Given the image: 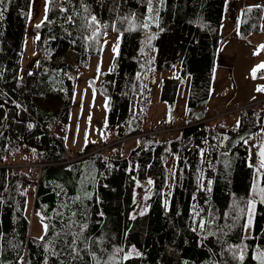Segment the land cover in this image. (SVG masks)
<instances>
[{"label":"trees","instance_id":"16d2710c","mask_svg":"<svg viewBox=\"0 0 264 264\" xmlns=\"http://www.w3.org/2000/svg\"><path fill=\"white\" fill-rule=\"evenodd\" d=\"M227 1L47 0L45 17L30 27L37 57L20 74L31 0L0 5V164L43 163L36 180L0 165V264H259L264 203L253 197L264 182V105L238 110L236 127L227 118L205 119ZM256 6L241 8L239 38L259 32L264 9ZM112 31L120 34L118 51L109 69H95L97 77L89 79L97 100L106 97L101 139L84 141L68 161L76 72L100 55L103 34ZM156 70L170 73L156 98L166 104L161 123L180 125L166 140L146 132L157 124L149 115ZM255 70L261 76L264 66ZM186 78L180 120L177 92ZM247 127L258 128L247 137L255 165L245 140L225 145L227 131ZM145 177L151 181L146 210L131 218L137 180ZM29 191L31 217L48 225L38 237L30 234ZM235 246L243 260L239 252L233 258Z\"/></svg>","mask_w":264,"mask_h":264},{"label":"rangeland","instance_id":"374dc122","mask_svg":"<svg viewBox=\"0 0 264 264\" xmlns=\"http://www.w3.org/2000/svg\"><path fill=\"white\" fill-rule=\"evenodd\" d=\"M238 1L239 0H232L231 2L234 4H238ZM249 1L250 2L248 3H251L252 5H264V0H249ZM46 3H47V0H31V3L29 5L30 9H29L27 20H26L24 41H23V46L21 49V57H24L22 58L21 67L25 65L26 68L29 69L33 64V61L37 57V51L34 48V41H35L36 35L33 32H31L30 27L32 24L39 23L41 18L45 15ZM234 17H235V14H233L231 17L229 14V11L226 10L224 12V17L221 23V27L223 26V24L225 25V23L231 24V20L234 19ZM220 33H221V43L219 46V51L221 52L225 51L228 53V55H231L235 58V64L233 65L232 70H231L232 82L231 84L228 83L227 81L229 77L225 76L226 77L225 82L222 85V87H226L223 90V93L227 92L226 96L230 98L229 104H232V106L235 104L251 106L249 105L250 103H254L256 100L261 101L263 97L262 94L260 97H258V99H255V100L253 99L254 101L251 100L255 95L259 96V93L262 91L261 89H263V85H264L263 76H259L260 74L254 76V74L250 73L253 70L252 67L256 68L254 66L255 61H251L252 52L251 51L249 52L248 59H244L243 55L241 54V52L243 51L242 49L243 44L234 43L232 41L233 35H231L230 32L225 33L223 29H221ZM119 43H120L119 32H115V31L105 32L103 34V44H102L100 55L97 57L96 56L91 57V64L88 65L87 68L77 70V72H84L83 74L87 76V80L85 81L87 85L86 89L90 87L89 86V79L91 78V75L89 74L90 72H95L94 77H97L95 69L96 70L98 69L101 71H105L109 69L111 61L114 55L118 51ZM114 48L116 49L115 51L113 50ZM28 58L30 60H28ZM93 64L95 65V67ZM227 65H229V63H227ZM176 68H178V66ZM176 68L172 72L174 76L176 75L175 73L178 74V72H175ZM169 74H170L169 72H161L160 70H156V71H153L154 78L151 77L149 79V82L153 89L152 106L150 108L149 115L152 116V119L150 120L153 121L154 123L162 122L161 119L164 117V114H165L166 104L162 101L156 100V98L158 96L159 86H160L162 77L165 75H169ZM187 87H188V78L187 80H184L183 83L179 86L180 97L177 101V107H178L177 115L179 116L180 120L183 117L185 91L187 92ZM90 91L92 94V90ZM73 92H74V89H73ZM212 95H213V89H212ZM97 97L98 96H96L95 93L91 95V99L90 101H88L89 110L85 113L84 119H82L81 117L80 118L78 117V122L83 124L84 131L82 132V134L79 135L78 132H74V133L72 132V136L70 135V137L68 138L66 134V140L64 141V145L66 146V149H67L66 156L68 157V161L72 160L73 158L79 155L78 150H80L81 148L76 147L78 142L83 143L84 141H93L99 138L101 139L102 127L104 125V120H105L104 113L106 114V108H105V105L103 104L101 105L99 100H97ZM210 103L211 102L209 101V104ZM230 106L231 105H229L228 107ZM74 107L75 106L73 105V99H72L71 108H74ZM226 111L227 110H223V109L217 110L216 119H220L219 116L224 114L225 118H227V122L230 123V125H232L233 127H236L237 122H238L237 116L235 115L234 117H229ZM73 117H74V111H71V117H69V121L67 125L68 127L67 133L69 130H73L70 125L71 122L74 121ZM178 127H180V125H178ZM151 128L153 129L154 127H151ZM151 128H148L146 132L148 133V131ZM174 129L176 130V128H173L172 130ZM257 130L258 128L255 127L254 133ZM160 133L161 132H158V134ZM245 142L250 146L249 161L253 165H255L256 156L252 155L253 152L256 153V149L254 148V145H253L254 141H251V139L246 138ZM2 165H5V163H2ZM260 172H264V171L261 169ZM171 180H172V169H171V163H169V168H168L169 185H170ZM150 186H151V181L148 177L137 180V187L134 191L135 206L129 211V216L131 218L145 212L146 210L145 198L148 195ZM260 186H261V189H264V182H262ZM253 198H258V200L261 201L260 193H258ZM28 202H29L27 206L28 211L29 213H33L32 211L33 210V207H32L33 194L31 191H29ZM43 225H45V223H42L40 219L36 217H33V218L31 217L30 234L32 236H37L39 234L40 227ZM247 232H248V227L245 228V233ZM127 255H130V253L125 252L124 254H121V257L124 258Z\"/></svg>","mask_w":264,"mask_h":264},{"label":"crops","instance_id":"0c3cea01","mask_svg":"<svg viewBox=\"0 0 264 264\" xmlns=\"http://www.w3.org/2000/svg\"><path fill=\"white\" fill-rule=\"evenodd\" d=\"M231 1L232 0L227 1L224 12L226 10H228L230 16L232 17V15L235 14V17H234V19L231 20V24L225 23V25L223 24L221 29H223V31L225 33L230 32L231 35H233L232 41L234 43H242L243 44V47H242L243 51L241 52V54L243 55L244 59H248L249 58V52L250 51L252 52L251 61H255L254 66L256 67V68L252 67L253 70L260 68V67H262V65H264V47L261 46V44L264 42V10H263V19L261 22V27H260L259 32L255 36L249 37L247 39H242V38H239L237 35V20H239L241 8L244 5H252V4L248 3V2H250L249 0H239L238 4H234ZM262 6L264 9V5H262ZM44 17H45V15L41 18V20ZM220 36H221V33H220ZM220 43H221V40H220ZM219 46H220V44H219ZM91 57H93V56H91ZM91 57L89 58V65L91 64ZM22 58H24V57L20 58V64H19L20 72H19V74L22 73L21 71L24 70V68H26L25 65L21 67ZM229 58H230V60H229ZM28 60H30V59L28 58ZM227 63H229V65H227ZM234 64H235V58L233 56L228 55V53L225 51L221 52L218 50V53L216 56V61H215V66H214L213 73H212L211 87L213 89V95L210 99L211 103L208 104V107H207L208 108V114H210V110L212 108L228 109L232 106V104H229L230 98L228 96H226L225 93H223V90L226 87H222V85L225 82V78H226L225 76L229 77L227 82L231 84V82H232L231 70H232V67ZM94 67H95V65H94ZM178 70H179V68H176L175 72H178ZM83 73L84 72H77L76 80L74 82V87H73L74 92L72 95V99H73V105L75 107L74 108L70 107L71 109H70V114H69V117H71V111H74V117H73L74 121H72L70 124L71 128L73 130L68 131L67 138L70 137V135L72 136V132L73 133L78 132L80 135L84 131L83 130V124L78 122V117L79 118L81 117L82 119H84L85 113L89 110L88 101H90L92 94H91L90 88L86 89L87 85H86L85 81L87 80V76ZM87 73H89V72H87ZM94 73L95 72L89 73L91 75V78L94 77ZM250 73H252V72H250ZM175 74L177 75V73H175ZM261 76L264 77V73ZM185 80H187V78ZM262 93L263 92L261 91L259 93V96ZM179 97H180V92H179V87H178L177 101H178ZM255 98H258V96L255 95L251 100H253ZM186 99H187V92L185 91L184 109H185V105H186ZM99 102L101 103V105L102 104L105 105L106 97L100 96ZM229 105H231V106L228 107ZM181 109H182V107H181ZM183 114H184V111H183ZM105 115L106 114L104 113V118H105ZM65 140H66V138H65ZM76 147L81 148L82 143L78 142ZM43 231H44V227L41 226L39 229V234L37 235V237L42 235Z\"/></svg>","mask_w":264,"mask_h":264},{"label":"built area","instance_id":"2783aa9c","mask_svg":"<svg viewBox=\"0 0 264 264\" xmlns=\"http://www.w3.org/2000/svg\"><path fill=\"white\" fill-rule=\"evenodd\" d=\"M225 94H227V92H225ZM264 105V95L262 97V100H256L254 103H250L249 105L256 107L258 105ZM247 105H234L233 107H231L230 109H227V115L229 117H232L238 110L243 109L244 107H246ZM217 108H213V116L211 118H216L217 115ZM225 115L222 114L219 116V118H224ZM154 128L150 129L148 131V133H154L157 134L158 136H160L161 139H167L169 137V135L172 133V129L176 128L175 126H166L163 123H157L153 126ZM158 132H161L160 134H158ZM43 165V163H39V162H28L27 160H22V161H18L15 164H5V166H9V167H31L32 170L30 172V176L33 179H37L38 177V173L40 171L41 166ZM3 166V165H1Z\"/></svg>","mask_w":264,"mask_h":264},{"label":"snow or ice","instance_id":"6c2138e0","mask_svg":"<svg viewBox=\"0 0 264 264\" xmlns=\"http://www.w3.org/2000/svg\"><path fill=\"white\" fill-rule=\"evenodd\" d=\"M4 2H5V0H0V5H3ZM150 3H151V0H149V4H150ZM256 7H259V5H257ZM250 10H251V9H249V11H250ZM46 11H47V9H46ZM149 11H151V7L149 8ZM2 15H3V13L0 12V16H2ZM69 19H71V18L69 17ZM91 23H96V17H95V16H93V17L91 18V22H90L89 26H91ZM36 27L39 28L40 25L38 24V25H36ZM144 27H147V24H145ZM113 50L115 51L116 49L114 48ZM262 66H264V65H262ZM255 71H256V70L254 69V70H253V73H255ZM261 90H264V89H261ZM260 155H261L262 157H264V151H262V152L260 153ZM261 166L264 167V160L261 161ZM254 190H255V186H254ZM260 195H261V201H260V202H261V203H264V189H260ZM254 206H255V202L252 201V200H250V201L248 202V207H249V209L254 208ZM248 224H249V225L251 224V219H249ZM199 226H200L201 228H203V226H204L203 221H201V223H200ZM43 227H44L45 234H47L48 225L45 224V225H43ZM85 227H86V226H85ZM40 239L43 240V239H44V236H41ZM75 239H76V238L74 237V238H73V244H72V245H69V247H70V249H71V252H73V253L77 252V249L74 247V245H75ZM45 251L48 252L49 249L46 248ZM117 251H120V250L118 249ZM231 251H232V254H233V258H234V259L237 258V253L239 252L240 255H239L238 258H239L240 260H243V252H242V250L239 248V246H235V247H233V248L231 249ZM49 254H51V255H58V253H55V252H50ZM137 255H139V253H137ZM73 258H75V257H73ZM125 259H127V257H125ZM254 259H256L257 261H259V264H264V252H260V251H258V254L254 257ZM45 264H47V261L45 262Z\"/></svg>","mask_w":264,"mask_h":264},{"label":"water","instance_id":"95a60500","mask_svg":"<svg viewBox=\"0 0 264 264\" xmlns=\"http://www.w3.org/2000/svg\"><path fill=\"white\" fill-rule=\"evenodd\" d=\"M255 131L253 127H247L238 129L236 131H227L228 138L225 141V145L228 149L233 148L237 143L245 140L249 135H252Z\"/></svg>","mask_w":264,"mask_h":264},{"label":"bare ground","instance_id":"6f19581e","mask_svg":"<svg viewBox=\"0 0 264 264\" xmlns=\"http://www.w3.org/2000/svg\"><path fill=\"white\" fill-rule=\"evenodd\" d=\"M17 222H18V221H17ZM17 222H16V223H17ZM24 223H25V222H24ZM18 225H19V224H18ZM3 229H4V228H3ZM5 229H6V228H5ZM21 232H22V231H21ZM3 234H4V233H3ZM9 234H10V233H9ZM9 234H8V235H9ZM5 235H7V233L4 234V236H5ZM24 235H25V234H24ZM15 236H16V234H15ZM22 236H23V235H22ZM1 237H2V236H1ZM8 237H9V236H8ZM5 239H6V237H5ZM28 239H29V238H28ZM109 239H110V238H109ZM93 240H94V239H93ZM7 241H8V238H7ZM35 241H36V240H35ZM105 241H106V239H105ZM23 242H24V241H23ZM2 243H3V242H2ZM105 243H106V242H105ZM4 244H6V242H5ZM4 244H3V245H4ZM76 244H77V243H76ZM76 244H75V246H76ZM93 244H94V243H93ZM101 244H102V243H101ZM83 245H85V244H83ZM89 245H90V244H89ZM102 245H103V244H102ZM110 245H111V244H110ZM114 245H116V244H114ZM26 246H27V245H26ZM87 246H88V245H87ZM112 246H113V245H112ZM1 247H2V246H1ZM3 247H4V246H3ZM82 247H83V246H82ZM101 247H102V246H101ZM116 247H117V246H116ZM263 247H264V245H263ZM26 248H27V247H26ZM103 248H104V247H103ZM113 248L115 249V247H113ZM93 249H94V247H93ZM99 249H100V246H99ZM99 249H98V247H97L96 250H99ZM104 249H105V248H104ZM117 249H118V248H117ZM117 249H116V250H117ZM30 250H31V249H30ZM105 250H106V249H105ZM105 250H103V251H105ZM109 251H110V250H109ZM28 252H29V251H28ZM91 252H92V251H91ZM100 252H101V251H100ZM112 252H113V251H112ZM114 252H115V251H114ZM116 252H117V251H116ZM17 253H18V252H17ZM25 253H26V252H25ZM37 254H38V253H37ZM42 254H43V253H42ZM100 255H101V254H100ZM102 255H103V254H102ZM118 255H119V254H118ZM31 257H32V256H31ZM42 257H43V256H42ZM99 258H100V257H99ZM41 259H42V258H41ZM96 259H97V258H96ZM99 260H100V259H99ZM35 261H36V260H35ZM26 262H27V261H26ZM28 262H29V261H28ZM29 264H30V263H29Z\"/></svg>","mask_w":264,"mask_h":264}]
</instances>
